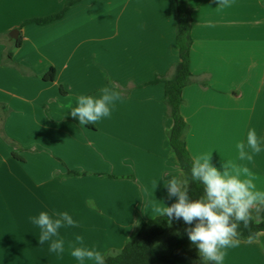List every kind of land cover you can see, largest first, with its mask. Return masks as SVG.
<instances>
[{"label":"crops","instance_id":"1","mask_svg":"<svg viewBox=\"0 0 264 264\" xmlns=\"http://www.w3.org/2000/svg\"><path fill=\"white\" fill-rule=\"evenodd\" d=\"M188 2L198 77L183 90L188 151L211 155L221 171L228 160L246 165L264 191V0ZM65 4L0 0V264H96L71 255L77 235L105 258L160 216L162 202H178L164 184L181 175L168 139L174 121L164 84H149L180 61L173 0H83L57 21L25 24ZM104 87L118 93L110 115L81 127L65 105ZM250 128L261 151L240 161L236 145ZM42 211L78 222L58 230L62 254L38 241L29 218ZM262 250L264 233L225 249L222 264H264Z\"/></svg>","mask_w":264,"mask_h":264},{"label":"clouds","instance_id":"2","mask_svg":"<svg viewBox=\"0 0 264 264\" xmlns=\"http://www.w3.org/2000/svg\"><path fill=\"white\" fill-rule=\"evenodd\" d=\"M220 7H230V0H219ZM118 98L110 87H104L95 95H80L75 98L76 106L70 100L65 107L68 114L78 118L81 127L85 124H95L103 117H108L111 106ZM238 159L252 162L254 156L261 151L260 139L254 128L247 132L246 141L238 142ZM211 155H197L193 157L191 166V180L202 183L205 195L199 199L190 200L188 196L189 178L172 176L165 180L169 196L178 197V202L171 206L162 205L160 216L166 215L168 223L173 218H183L185 223L198 221L195 227L186 229L190 241L198 248L202 264L213 261L222 264L226 255L225 249L239 244L238 228L242 222L248 227L252 220L251 209L256 205H264V191L257 189L255 176L243 164L231 160L222 163V171L210 162ZM36 225L40 234L38 241L41 245L47 242L49 252L62 254L64 241L57 239L61 227L76 226L77 221L68 211L58 213L55 217L47 212H40L38 216L29 218ZM251 239V237H250ZM76 244L71 255L79 261L94 260L96 264H105L104 255L95 247L83 246L84 239L77 235Z\"/></svg>","mask_w":264,"mask_h":264},{"label":"trees","instance_id":"3","mask_svg":"<svg viewBox=\"0 0 264 264\" xmlns=\"http://www.w3.org/2000/svg\"><path fill=\"white\" fill-rule=\"evenodd\" d=\"M82 1L66 0L65 7L60 13L47 18L32 19L25 24L46 25L57 21L73 5ZM173 3L176 11V43L179 47L180 61L174 66L169 77H157L149 84L163 83L165 86L163 102L168 116L174 121L173 128L168 133L169 143L181 170L180 178H189V199L196 200L205 195V192L202 183L191 180L193 158L186 144L189 126L183 117L182 106L185 102L184 88L198 82V77L191 72L190 68L193 44L192 16L197 8L191 6L188 0H173ZM20 46L21 39L17 41L16 48ZM12 55L13 51H10L9 57ZM55 77L56 70L51 68L44 79L53 81ZM202 85L206 86V83ZM69 175H79V173L70 172ZM251 216L252 220L248 227L240 223L238 228L240 241H254L259 234L264 233V205L253 207ZM168 219L166 215H163L143 221L139 232L127 241L121 251L104 258L105 264H202L198 248L190 241L186 231L188 228L195 227L198 221L194 220L192 224H187L183 218H173L169 224ZM207 264H215V262L208 261Z\"/></svg>","mask_w":264,"mask_h":264},{"label":"water","instance_id":"4","mask_svg":"<svg viewBox=\"0 0 264 264\" xmlns=\"http://www.w3.org/2000/svg\"><path fill=\"white\" fill-rule=\"evenodd\" d=\"M14 32L16 35L18 34V30L14 31ZM12 37H14V39H17V36H12Z\"/></svg>","mask_w":264,"mask_h":264},{"label":"rangeland","instance_id":"5","mask_svg":"<svg viewBox=\"0 0 264 264\" xmlns=\"http://www.w3.org/2000/svg\"><path fill=\"white\" fill-rule=\"evenodd\" d=\"M262 253L264 254L263 250H262Z\"/></svg>","mask_w":264,"mask_h":264}]
</instances>
